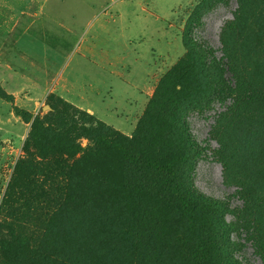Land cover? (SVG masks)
Instances as JSON below:
<instances>
[{"label": "rangeland", "instance_id": "rangeland-1", "mask_svg": "<svg viewBox=\"0 0 264 264\" xmlns=\"http://www.w3.org/2000/svg\"><path fill=\"white\" fill-rule=\"evenodd\" d=\"M44 15L0 50L22 72L0 68L15 95L0 98V224L23 245L19 264L198 263L176 244L179 205L157 175L112 156L41 160L24 148L31 124L13 105L39 114L49 135L85 146L104 132L153 152L154 134H135L146 111L161 113L163 153L192 158L180 179L211 205L189 242L206 241L218 264H264V0H46ZM9 18L0 5V45ZM0 264H12L1 249Z\"/></svg>", "mask_w": 264, "mask_h": 264}, {"label": "trees", "instance_id": "trees-1", "mask_svg": "<svg viewBox=\"0 0 264 264\" xmlns=\"http://www.w3.org/2000/svg\"><path fill=\"white\" fill-rule=\"evenodd\" d=\"M186 84L188 82L186 81ZM185 94H190L185 91ZM189 97L186 96L184 99ZM0 98L6 102L13 103L15 96L8 93L0 84ZM156 101L151 103L152 108ZM13 112L20 117L26 124H31L28 136L24 143V148H33L37 158L47 160L57 153H66L71 156L81 155L87 159H102L105 156H112L119 162V167L127 171L141 170L147 173L155 174L159 177L161 188L169 196L174 198L178 205V215L182 225V232L176 237V244L182 253L189 259L198 264H218L214 259L210 245L204 240L189 242L199 229L198 215L205 207L211 208L210 201L203 199L198 193L187 189L180 179V167L191 164L192 158L177 151H167L163 153L162 149L169 148L171 143L168 139H163V131H169L170 124L160 113L146 111L145 117L139 121L138 131L135 135L141 134V131H147V134H154L156 138V149L137 150L133 142L123 143L111 135L100 132L94 140L83 146L77 143L67 133L48 134L46 122L40 115H34L31 111L13 105ZM175 121L172 120L170 122ZM157 126H156V125ZM182 126V123H179ZM173 126V125H171ZM153 128V131L150 128ZM170 132V131H169ZM26 169L19 168L18 176L14 177V184L20 186V181L26 175ZM10 188H12L10 186ZM133 204L143 194L142 187L135 185L133 187ZM208 210V209H207ZM190 243V244H189ZM23 248L21 242L14 236L13 229L5 224H0V249L5 257L12 264H19V252ZM23 264H32L25 262Z\"/></svg>", "mask_w": 264, "mask_h": 264}, {"label": "crops", "instance_id": "crops-1", "mask_svg": "<svg viewBox=\"0 0 264 264\" xmlns=\"http://www.w3.org/2000/svg\"><path fill=\"white\" fill-rule=\"evenodd\" d=\"M17 1L18 3H16L17 6L15 7L12 6L14 4H12L11 2L9 3V2L0 1V5H2L4 8L8 10V14L10 17L9 18L10 25L5 33L4 41L0 45V50L2 46L9 45V43H11V40L14 48L18 46L16 44L20 42L21 36L24 33L23 31L20 30V28L25 27V25L27 27V24H29L30 19L32 17H38L40 19V22H42L41 24L45 23L44 20L43 21L41 20V18H44L46 20V17H49L47 15H44V2L46 0H17ZM31 3L37 4L35 10L30 11ZM8 59H5L8 62V64L4 65L3 63H1L2 59L0 58V68L1 69L5 68L7 74L12 76L13 79L15 80L17 76H19L18 74L22 75L21 74L22 72L19 70L20 66L16 64V62L18 61L17 59H15L14 61H12L11 58Z\"/></svg>", "mask_w": 264, "mask_h": 264}, {"label": "water", "instance_id": "water-1", "mask_svg": "<svg viewBox=\"0 0 264 264\" xmlns=\"http://www.w3.org/2000/svg\"><path fill=\"white\" fill-rule=\"evenodd\" d=\"M43 109L47 110V109H50V107L48 105H46Z\"/></svg>", "mask_w": 264, "mask_h": 264}, {"label": "bare ground", "instance_id": "bare-ground-1", "mask_svg": "<svg viewBox=\"0 0 264 264\" xmlns=\"http://www.w3.org/2000/svg\"><path fill=\"white\" fill-rule=\"evenodd\" d=\"M74 23V22H73ZM55 35V34H54ZM67 43V42H66ZM66 43H63L64 45H66Z\"/></svg>", "mask_w": 264, "mask_h": 264}]
</instances>
